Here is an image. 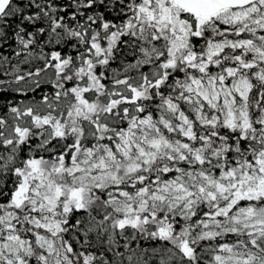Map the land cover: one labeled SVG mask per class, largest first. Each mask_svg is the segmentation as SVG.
I'll list each match as a JSON object with an SVG mask.
<instances>
[{
  "label": "snow or ice",
  "instance_id": "1",
  "mask_svg": "<svg viewBox=\"0 0 264 264\" xmlns=\"http://www.w3.org/2000/svg\"><path fill=\"white\" fill-rule=\"evenodd\" d=\"M0 264H264V0H0Z\"/></svg>",
  "mask_w": 264,
  "mask_h": 264
}]
</instances>
